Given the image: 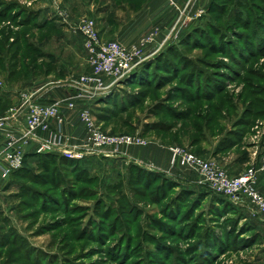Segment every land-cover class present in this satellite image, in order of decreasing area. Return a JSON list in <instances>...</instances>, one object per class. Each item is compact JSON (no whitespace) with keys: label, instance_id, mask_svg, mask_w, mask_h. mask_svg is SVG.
Wrapping results in <instances>:
<instances>
[{"label":"rangeland","instance_id":"obj_1","mask_svg":"<svg viewBox=\"0 0 264 264\" xmlns=\"http://www.w3.org/2000/svg\"><path fill=\"white\" fill-rule=\"evenodd\" d=\"M66 1L0 0V92L47 81L53 52L66 77L90 73L86 51L70 63L64 41L52 40L67 26L83 44L69 24L95 21ZM195 1L181 8L158 53L94 101L96 128L145 144L80 159L57 151L26 157L0 190V264H264V232L245 206L194 183L195 193L184 192L169 150L168 168L144 159L161 143L224 168L264 142V0H213L210 8ZM19 104L0 101V113ZM63 125L64 117L67 142ZM227 136L233 146L222 149Z\"/></svg>","mask_w":264,"mask_h":264},{"label":"built area","instance_id":"obj_2","mask_svg":"<svg viewBox=\"0 0 264 264\" xmlns=\"http://www.w3.org/2000/svg\"><path fill=\"white\" fill-rule=\"evenodd\" d=\"M169 1L176 4L174 0ZM69 27L73 31H79L83 37L90 73L80 75L73 81V85L80 94L87 96L103 94L119 80L130 76L144 60L143 46L151 41L149 36L137 44L125 46L115 40H102L93 19H83L78 25L69 24ZM22 99L19 107L10 108L7 116L0 117L1 130L8 119H14L19 110L25 109V126L6 133L2 150L6 165L0 159V171L3 173L21 167L25 157L24 149L31 142L36 143L34 150L37 154L57 151L66 157L78 159L90 153L112 154L130 145H143L146 142L139 137L110 135L100 131L92 121L90 110L85 107L79 109V116L86 126L84 142L79 147L69 148L65 145L66 140L62 132L61 100L46 104L28 95H22ZM69 100L65 101L67 108L74 109V102ZM51 120L56 123L57 130L41 140L38 131L49 130ZM168 150L170 165L194 172L197 175L196 185L229 199L233 204L245 206L255 217L264 221V195L257 188L259 173H264V142L258 165L249 166L236 176L229 175L215 161L205 160L181 147L171 146Z\"/></svg>","mask_w":264,"mask_h":264},{"label":"crops","instance_id":"obj_3","mask_svg":"<svg viewBox=\"0 0 264 264\" xmlns=\"http://www.w3.org/2000/svg\"><path fill=\"white\" fill-rule=\"evenodd\" d=\"M174 1L176 3L174 6L171 5L169 0H68L66 1V4L70 7V10L71 8L73 9V13L79 12L90 14L89 11H91V16H94L93 18L96 21L99 35L102 40H115L125 46H131L150 36L151 41L146 43L142 48V55L145 60L158 53L163 46L166 45L170 38L173 37L172 31L175 19L181 12V8L186 6L189 0ZM195 2L198 7L203 8L208 7L211 0H196ZM54 26L60 27L58 22L54 23ZM62 28V37L53 35L52 40L55 42L59 39L64 41L62 46L68 50L69 54L67 59L71 63L72 58L83 55V52L85 53L82 46V38L81 36L74 35L76 33H72L67 26ZM50 54H53L55 59L52 63L54 68L50 70L47 81H44L43 83L38 82V84L33 83L29 87L24 88L23 91H20L19 93L17 92L16 95H14L15 92L9 88H3L0 92V98L5 102L12 101L14 104L22 103V95L31 96L34 100L43 103H55L64 98L74 99V109H68L64 105L61 106L62 115L64 117L63 131L68 137L65 145L71 148L81 143L84 133L83 123L79 116V109L86 107L91 112L94 108V101L96 98H99L101 94L93 96L80 94V91L75 87V85H73V81L75 79L73 80L72 77L69 76L66 77L64 74L66 73L65 68L67 67H57L56 69V65H59V59L56 53L53 52ZM56 70L62 71V76L65 78L60 79V76L52 74L53 72H56ZM52 75L53 77L50 79ZM7 115L8 112L6 110L0 113V117ZM24 119L25 109H21L14 119H8L4 128L0 130V159L5 165L6 162L3 159L2 150L6 139V133L9 130L24 127ZM56 126V123L51 120L49 130H39L38 134L40 137H48L50 132L56 129ZM35 147L36 143L31 142L25 147L24 155L26 157L34 155ZM261 151L262 143L256 141L255 144L249 148V152L247 151L243 153L245 159L241 160V156L243 155L231 158L230 161H227L228 163H223V167L230 175H239L249 166L258 165L259 154ZM143 154L144 159L156 163L161 167H169L168 149L161 143H155L148 146ZM177 169L183 170V173L179 175L185 177L184 184H188L184 188L196 192L197 190H195V188L191 185L193 183L196 185L195 181L197 179V175L189 169L180 167ZM15 171L16 170H10L6 173L0 171V190L6 186L10 176H12ZM165 172L167 171L165 170ZM257 188L264 195V173H259ZM198 191L200 192V190ZM259 220L260 219L255 220L254 223L260 231L264 232V221Z\"/></svg>","mask_w":264,"mask_h":264},{"label":"trees","instance_id":"obj_4","mask_svg":"<svg viewBox=\"0 0 264 264\" xmlns=\"http://www.w3.org/2000/svg\"><path fill=\"white\" fill-rule=\"evenodd\" d=\"M213 2H214V1L211 0V2H210V4H209L208 8L212 7ZM44 23H45V21H44V22H41V24H44ZM39 25H40V24H39ZM185 37H186V36H185ZM231 43H232V42H231ZM170 44H171V43H170ZM170 44H168V47H167L166 51H163V52H162L161 58H164V59H165V58H166V54H167V53H170V52H169V51L171 50ZM238 51H239V50H238ZM167 60H168V59H167ZM139 65H140V64H139ZM139 65L136 67V69L139 68ZM136 69H135V70H136ZM133 72H134V71H133ZM200 86H201V85H199L198 88H200ZM215 88H216V87L214 86V87L212 88V90L218 92V90H215ZM217 88H218V86H217ZM217 88H216V89H217ZM210 90H211V88H209L208 86H207V87H204V92L206 93L205 95H209V96H211V94H213V93L210 94ZM214 93H215V92H214ZM0 101H3V100L0 98ZM251 114H252V115H254V114L257 115V114H259V112L256 111L255 113L252 112ZM251 114H250V115H251ZM250 115H249V116H250ZM248 120H249V119H244L243 121H244V122H248ZM245 124H246V123H245ZM245 124H244V125H245ZM233 142H234V141H232V140L230 139V137H228V136H227V137H224V139L222 140L223 147H221V148H222V149H223V148L228 149V148H230V147L233 146ZM222 143H221V144H222ZM52 155H53V154H52ZM48 156H49V155H48ZM60 156H61V157H60L61 159H66L67 162L75 161V159H67V158H64V156H62V155H60ZM29 157H30V156H29ZM25 159H26V156L24 157V160H25ZM23 162H24V161H23ZM76 162H77V161H76ZM135 167H137V165H136ZM15 172H16V171H15ZM159 175L164 176L163 174H159ZM162 178H163V177H162ZM171 181H172V180H171ZM174 182H175V181H174ZM175 183L178 184L177 182H175ZM176 184H174L173 186H175ZM184 192H190L191 194L195 193L194 191H192V190L190 191L189 189H184ZM219 202H221L222 205H223V204H227V203H225L224 201H221V200H220ZM227 205H228V204H227ZM248 230H249V229H248Z\"/></svg>","mask_w":264,"mask_h":264}]
</instances>
